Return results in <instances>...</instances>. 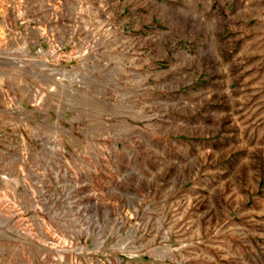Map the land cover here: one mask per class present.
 Returning a JSON list of instances; mask_svg holds the SVG:
<instances>
[{"label": "rangeland", "instance_id": "1", "mask_svg": "<svg viewBox=\"0 0 264 264\" xmlns=\"http://www.w3.org/2000/svg\"><path fill=\"white\" fill-rule=\"evenodd\" d=\"M0 264H264V0H0Z\"/></svg>", "mask_w": 264, "mask_h": 264}]
</instances>
